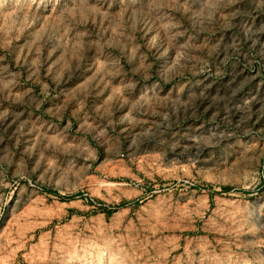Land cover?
Masks as SVG:
<instances>
[{"label": "rangeland", "instance_id": "1", "mask_svg": "<svg viewBox=\"0 0 264 264\" xmlns=\"http://www.w3.org/2000/svg\"><path fill=\"white\" fill-rule=\"evenodd\" d=\"M0 264H264V0H0Z\"/></svg>", "mask_w": 264, "mask_h": 264}]
</instances>
